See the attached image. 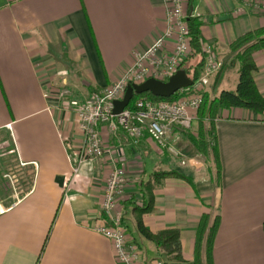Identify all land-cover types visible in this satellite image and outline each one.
I'll list each match as a JSON object with an SVG mask.
<instances>
[{
    "label": "crops",
    "instance_id": "0c3cea01",
    "mask_svg": "<svg viewBox=\"0 0 264 264\" xmlns=\"http://www.w3.org/2000/svg\"><path fill=\"white\" fill-rule=\"evenodd\" d=\"M243 1L184 0L186 16L198 18L202 39L220 59L237 38L264 27V15ZM166 12L165 0H0V161L13 157L26 174L25 187L11 194L17 201L0 200L10 208L0 215V264H116L110 242L92 229L109 168L97 159L73 175L81 135L74 109L65 104L82 102L119 79L164 32ZM253 60L264 95V48ZM223 66L210 79L218 91L230 83V66ZM197 128L194 123L168 137L167 145L179 153L174 157L147 136L134 146L122 130L111 134L99 126L107 146L124 149L123 224L141 245L142 264H195L197 228L205 215L209 225L218 221L213 264H264V114L241 108L220 113L213 133L216 183L210 173L200 174L201 164L184 150L195 146ZM158 171L187 180L161 179L143 223L153 234L177 229L182 261L158 256L136 232L132 207L124 205L139 200L140 184Z\"/></svg>",
    "mask_w": 264,
    "mask_h": 264
},
{
    "label": "built area",
    "instance_id": "2783aa9c",
    "mask_svg": "<svg viewBox=\"0 0 264 264\" xmlns=\"http://www.w3.org/2000/svg\"><path fill=\"white\" fill-rule=\"evenodd\" d=\"M167 27L164 32L143 52L137 53L130 67L119 79L102 91L92 92L82 102L66 103L72 106L77 119V128L81 135V143L76 149L73 175H77L81 165L104 159L109 168L100 213L92 229L106 238L113 249L116 264H142V249L129 236L123 224L122 198L126 182L125 171L121 167L124 162V149L121 144L106 145L99 126H106L111 134L122 130L132 145L147 136L159 147H166L174 156L179 153L167 145L168 137L175 130L190 131L197 121V113L203 99L210 76L217 73L222 63L214 55L210 44L203 45L205 54L204 73L193 85L177 92L173 101L152 102L137 100L132 108H125L120 114L112 113L114 101L121 100L129 84H140L148 78L166 81L177 72L187 60L190 53L188 25L184 12V0H165ZM243 5L264 15V0H244ZM243 8L237 10L241 12ZM173 42L171 50L167 43ZM60 92L59 96L63 97ZM178 140V135L174 136ZM72 161V160H71ZM6 208L0 202V215ZM152 264H164L155 259Z\"/></svg>",
    "mask_w": 264,
    "mask_h": 264
},
{
    "label": "trees",
    "instance_id": "16d2710c",
    "mask_svg": "<svg viewBox=\"0 0 264 264\" xmlns=\"http://www.w3.org/2000/svg\"><path fill=\"white\" fill-rule=\"evenodd\" d=\"M188 39L190 53L187 60L181 65L187 75L196 82L200 78L201 70L204 66V52L200 27L201 23L196 17L187 16ZM264 48V27L244 34L229 45V50L235 54L238 66V82L234 90L218 91L216 82L211 84L208 90L203 93L202 103L198 110V129L197 138H193L196 148L203 154L207 153L206 136L214 133L213 120L219 117L223 110L230 108H241L251 111L255 116L264 114V95L259 91L255 83L257 67L253 60L255 53ZM224 68L221 67L219 72ZM177 98V93L170 98H159L150 93L134 94L127 108H132L135 101L149 100L173 101ZM209 120V133L205 131L204 121ZM214 153L216 165L219 173L218 159L215 146L210 148ZM218 175V174H217ZM166 177H178L187 180L186 176L175 172L158 171L153 174V180L141 183L139 186L140 199L132 198L124 203L133 209L134 224L136 232L140 237L152 243L157 255L167 261H182L181 244L179 231L174 228L165 229L159 233H151L143 223V218L153 210V190L159 181ZM153 181V182H152ZM124 219V218H123ZM217 218L209 225V217L202 216L197 228L195 264H213V243L217 230ZM133 241L141 248L140 243Z\"/></svg>",
    "mask_w": 264,
    "mask_h": 264
},
{
    "label": "rangeland",
    "instance_id": "374dc122",
    "mask_svg": "<svg viewBox=\"0 0 264 264\" xmlns=\"http://www.w3.org/2000/svg\"><path fill=\"white\" fill-rule=\"evenodd\" d=\"M204 44L207 45V43H204ZM212 47H214V46L212 45ZM213 51H214V48H213ZM214 55L218 59V61L222 63L221 67L223 66V63H226L228 65V67L230 66V68H228L229 71L227 74L229 76L228 81L230 83H229V85H227V88L225 90H234L236 85H237V82H238V75L235 72L239 66V63L237 61H234L235 60L234 59L235 54L232 53L231 51H229L226 54V56H224L225 57L224 59L223 58L220 59L219 57H217V54L215 53V51H214ZM204 62H205V54H204ZM219 70L216 72L218 73ZM203 73H204V69L202 68L200 77L203 75ZM217 73L212 74L209 78L211 79ZM211 84L212 83H210V81H209L207 87L205 88V91L208 90V86L210 87ZM139 100H142V99H139ZM217 118L218 117H216L213 120V123H215ZM204 122H205L204 125L206 126L205 131H207V133L210 134L209 133V128H210L209 126L210 125H208V124H210V121L205 120ZM195 123H199L198 113H197V121ZM195 131H196L195 136L196 135L198 136L199 129L197 128V129H195ZM214 139L215 138H214L213 132L211 135L206 136V139H205L207 146L210 147L211 149H212V146H215ZM4 148L5 147L0 145V154L4 153ZM184 150L187 151L190 158L196 160L198 165H199V163L201 164L200 174L201 175L204 174L206 176V175H208V173H210L211 176L213 175V177H215V183H216L217 182L218 168L216 165L214 153L212 151L210 152L212 159L208 162L207 153H205V154L201 153L199 150H197L196 146L186 144V146L184 147ZM198 151L200 153H198ZM1 158H3V157H1ZM25 175L26 174H22V170H20V168L18 167L16 162L13 160V157H9L8 159H3V161H0V200H3L5 203L11 202V201L12 202L17 201L18 198L16 197V195H14V196L12 195V197H11V194L13 192H15L16 189L21 188V187H23V188L25 187V183H26ZM15 194H16V192H15ZM129 236L131 237L130 234H129ZM145 249L146 248L143 247L144 251H146Z\"/></svg>",
    "mask_w": 264,
    "mask_h": 264
},
{
    "label": "water",
    "instance_id": "95a60500",
    "mask_svg": "<svg viewBox=\"0 0 264 264\" xmlns=\"http://www.w3.org/2000/svg\"><path fill=\"white\" fill-rule=\"evenodd\" d=\"M193 85V80L183 69H179L166 81L148 78L140 84H129L121 100L114 101L112 113L120 114L130 103L134 94L150 93L159 98H170L179 90Z\"/></svg>",
    "mask_w": 264,
    "mask_h": 264
}]
</instances>
